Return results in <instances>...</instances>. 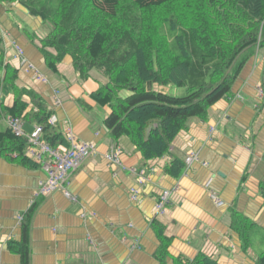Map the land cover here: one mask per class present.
Returning <instances> with one entry per match:
<instances>
[{
  "label": "crops",
  "instance_id": "0c3cea01",
  "mask_svg": "<svg viewBox=\"0 0 264 264\" xmlns=\"http://www.w3.org/2000/svg\"><path fill=\"white\" fill-rule=\"evenodd\" d=\"M10 12L27 15L20 6L0 5V78L6 64L17 69L16 85L40 95L57 119L54 128L64 133L71 127L73 136L94 143L96 152L67 179L74 202L60 192L35 197L45 179L43 170L0 156V264H21V256L8 246L20 241L18 218L32 205L28 264H159L153 220L170 239L166 264L191 261L199 253L219 264H254L256 251L245 246L234 229H241L239 218L244 217L252 225L250 233L264 231V204L258 192L264 183V98L259 97V90L264 94V48L245 66L231 96L213 105L205 121L187 120L186 129L173 140L170 154L183 164L189 153L197 157L189 167L184 164L175 179L163 171L169 157L146 163L127 138L110 137L104 126L110 109L90 98L106 80L92 71L80 81L68 57L56 72L50 71L39 49L43 37L27 29L21 34ZM147 88L162 90L155 84ZM57 98L61 105L55 109ZM13 100L7 95L5 105L10 107ZM5 119H0V131L7 128ZM22 128L32 131L27 123ZM113 145L123 150L126 170L105 161ZM165 190V211L155 214Z\"/></svg>",
  "mask_w": 264,
  "mask_h": 264
},
{
  "label": "trees",
  "instance_id": "16d2710c",
  "mask_svg": "<svg viewBox=\"0 0 264 264\" xmlns=\"http://www.w3.org/2000/svg\"><path fill=\"white\" fill-rule=\"evenodd\" d=\"M176 1L187 15L182 16L183 22L174 15L162 21L167 32L177 34L161 50L154 49L147 32L160 31L155 13ZM14 2L51 27L39 40L47 68L56 72L57 65L68 57L80 81L88 79L92 71L99 73L106 82L90 98L110 109L104 121L110 137L114 141L127 138L146 163L169 157L163 171L175 179L184 164L170 154L173 140L186 129L187 120L205 121L213 105L231 96L245 66L264 48V0H0V5ZM4 72L0 78V119L9 117L32 128L41 126V139L49 147L68 146L64 134L48 125L53 112L40 95L16 85L18 71L10 64ZM148 84L184 87L185 94L148 90ZM121 92L128 94L123 97ZM9 94L14 96L10 107L4 102ZM26 147V139L15 136L8 127L0 131V156L40 168L25 155ZM258 189L264 204V183ZM33 211L34 205L22 217L20 241L8 246L21 256V264H28ZM239 220L241 229L234 230L249 247L252 225L244 217ZM150 226L159 242L155 257L159 264H166L170 239L155 220ZM176 264L219 263L199 253L191 261L177 260ZM254 264H264V250Z\"/></svg>",
  "mask_w": 264,
  "mask_h": 264
},
{
  "label": "built area",
  "instance_id": "2783aa9c",
  "mask_svg": "<svg viewBox=\"0 0 264 264\" xmlns=\"http://www.w3.org/2000/svg\"><path fill=\"white\" fill-rule=\"evenodd\" d=\"M19 57H22V51L16 48ZM28 69L34 71L33 67L28 65ZM36 79H41L40 76L35 73ZM42 81H45L42 79ZM259 97L264 98V94L259 90ZM58 102V101H57ZM56 102V103H57ZM48 125L54 126L55 120L53 117L47 121ZM7 127L17 137H23L27 141V147L25 155L32 160L40 164V168L45 174V179L39 183L35 197H47L54 192L62 193L67 199L74 202L76 199L67 190V179L76 168H78L82 162L87 159L92 153L95 152V146L93 143L79 142L74 139L71 131L68 129L64 132L66 141L69 146H59L57 148L49 147L42 139V127L34 126L30 133L23 131V123L19 119H6ZM118 153H107L104 155V159L108 165L117 166L119 165ZM197 161V157L194 153H189L185 159V165L189 167L193 162ZM143 179L141 178L140 181ZM137 192L132 193V198H135ZM214 196V195H213ZM169 193L163 191L157 201L154 209L155 214H161L165 210V206L168 203ZM22 221V217L18 218V222ZM137 242L134 243L133 247L137 246Z\"/></svg>",
  "mask_w": 264,
  "mask_h": 264
},
{
  "label": "rangeland",
  "instance_id": "374dc122",
  "mask_svg": "<svg viewBox=\"0 0 264 264\" xmlns=\"http://www.w3.org/2000/svg\"><path fill=\"white\" fill-rule=\"evenodd\" d=\"M20 3L19 2H14V3H11L10 5H17V6H20L19 5ZM9 5V6H10ZM22 10V9H21ZM27 15L22 17L21 15L20 16H13L12 12H10V16L11 17H15L14 19V22L20 26V32L21 34H24L23 32V29H27L28 31H33L36 36L38 37H44L47 32L50 30V26L48 24H42V22L39 20V18L35 17H29V14L27 11L23 10ZM184 12V13H183ZM187 15L185 13V11L182 9V4H180V2L176 1L174 3H171V4H168L167 6H165L164 8L156 11L155 13V17H156V20H155V24L159 25L160 26V31L158 33H155V32H147L149 34V41H150V44L151 46H153L154 49H158V50H161L165 43L169 44L171 42L174 41L175 39V32L173 33H169L166 31L165 27H166V24L162 23V21H165L166 18L174 15L176 18H177V21L178 22H183V19L182 16L183 15ZM148 16V15H147ZM26 17V18H25ZM10 18V17H9ZM153 19V18H152ZM152 19L150 20L152 22ZM38 23H41L38 24ZM175 24V23H174ZM151 34H153L154 36H152ZM132 41H134L132 38H130ZM136 46H139V43H135ZM132 45V44H131ZM135 46V47H136ZM146 49V47H144ZM20 49V48H19ZM21 50V49H20ZM259 50V49H258ZM22 51V50H21ZM154 85V84H153ZM157 87H160L162 88L161 90V93L163 94H169V95H172V96H183L185 94V88H176L174 86H171V85H168V86H162V85H157L155 84ZM155 91V90H153ZM158 92V91H157ZM122 93H124L123 95H126L128 94V92H121L120 95L122 96ZM58 101V102H57ZM57 102V103H56ZM61 105V101L60 99H56L54 100L53 102V107L58 108L60 107ZM53 117V120H55V123H56V118H55V115L52 114ZM50 117V118H51ZM8 118V117H7ZM6 118V119H7ZM6 119H5V122H6ZM55 126V125H54ZM53 126V127H54ZM69 130L71 131V127H67L63 132H65L66 130ZM72 133V132H70ZM64 134V133H63ZM65 136V135H64ZM76 139V138H74ZM76 141H78L76 139ZM81 142V141H79ZM86 143H92V142H86ZM94 144V143H93ZM69 146V145H68ZM95 146V144H94ZM95 152H96V147H95ZM94 152V153H95ZM118 153L117 157L119 156V165L115 166V168H119L121 170H126V167L124 166L123 164V161H122V156H123V150L118 146V145H113L111 146L110 150L107 152V153H111V154H114V153ZM94 153H92L91 155H93ZM107 153H105L104 155H106ZM139 153V152H138ZM90 155V156H91ZM89 156V157H90ZM88 157V158H89ZM87 158V159H88ZM85 159L82 164L87 160ZM81 164V165H82ZM185 164V162H184ZM80 165V166H81ZM79 166V167H80ZM186 166V165H185ZM78 167V168H79ZM187 167V166H186ZM76 168V170L78 169ZM75 170V171H76ZM71 175V174H70ZM69 175V176H70ZM69 178V177H68ZM141 178H139L140 180ZM167 191V190H165ZM169 193V191H167ZM161 195V194H160ZM133 199V198H132ZM169 200V198H168ZM251 245L253 246V249L256 251L255 254H256V258L259 256V254L264 250V231H262L261 229H255L253 232H251Z\"/></svg>",
  "mask_w": 264,
  "mask_h": 264
}]
</instances>
